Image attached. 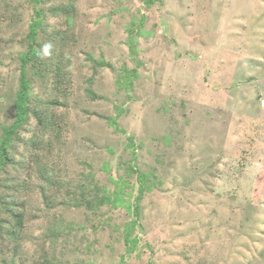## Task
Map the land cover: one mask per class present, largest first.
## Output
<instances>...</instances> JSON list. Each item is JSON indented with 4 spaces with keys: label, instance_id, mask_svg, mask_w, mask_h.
Instances as JSON below:
<instances>
[{
    "label": "rangeland",
    "instance_id": "obj_1",
    "mask_svg": "<svg viewBox=\"0 0 264 264\" xmlns=\"http://www.w3.org/2000/svg\"><path fill=\"white\" fill-rule=\"evenodd\" d=\"M68 1L72 19L51 12ZM33 5L0 0V136L14 121ZM37 8L51 55L41 44L39 64L25 65L29 113L0 169V264H264V0ZM128 163L154 179L129 252L125 206L73 204L79 183L88 199L119 179L132 200L134 174L119 176ZM11 193L23 222L7 242Z\"/></svg>",
    "mask_w": 264,
    "mask_h": 264
},
{
    "label": "trees",
    "instance_id": "obj_2",
    "mask_svg": "<svg viewBox=\"0 0 264 264\" xmlns=\"http://www.w3.org/2000/svg\"><path fill=\"white\" fill-rule=\"evenodd\" d=\"M31 1L34 4L33 9L35 8L34 15L36 18L35 20L31 22L29 31L26 34V43L28 47L27 51L20 54L21 68H20V74H19L20 75L19 76V89L16 94L14 121L8 127H3L2 129L3 132H2V135L0 136V169L3 168L4 165L9 163L10 157L8 156V147L13 140L12 135L16 133V130L18 129V127H20L23 123H25V120L29 113V109L27 106L28 95H29V90H28L29 81L27 77L25 76V73H26L25 65L26 63L30 61V59H34L35 65H38L40 56H41V52L38 49L42 47L41 44L44 46L45 44L51 43V41L41 42V43L37 41L38 36H39L38 27L40 26L42 22L43 13H42V9L40 8L36 9L37 3H39L40 0H31ZM146 1L147 3H150L153 0H146ZM73 9H74L73 3L68 1L67 3L58 4L56 7H52L50 10L51 12H55V13L60 12L61 15H65L67 19L70 20L72 19L71 15L73 13ZM45 67L46 66L44 65L43 69H45ZM56 68H59V67H56ZM46 70H48V66ZM37 71L38 69H36V66H35V72ZM130 74L133 75V73H129L125 76V82L128 84H129L128 78ZM38 120L40 121V119ZM45 125L51 126V123L49 122V120L46 119L42 127H44ZM133 174L137 182V192L133 196L132 200H129L126 198V194L123 190V186L125 184L124 185L120 184L122 181L121 179L115 182L116 187L112 190H109V189L107 190L106 188L99 189L98 187L93 185L91 190L98 193L96 197L90 194V197L88 199L86 198L81 199V197H79L81 193H83L82 192L83 184L81 183H79L78 185L79 188L81 189L79 196L76 193L73 194V197L75 199L73 204H75L76 206L82 205V206H85L87 209H96L100 207V205H103V204L112 205L113 207L123 205L129 210L131 215H135V217H133L132 219H130L128 222L125 223L124 230H123V238H124V241L126 242V250L128 252L132 251L138 242V238L132 235L136 227L137 220L138 218H140V207H139L140 204L139 203L142 199L143 194L146 191H148L150 188H152V185L154 183V179L149 177V173L139 171L131 163H128L127 169L125 168L124 173L122 174L120 173L119 176H131ZM89 176H92V175L89 174ZM11 187H12L11 190H13V193L15 194L16 191H18L16 190L17 188H14L13 186ZM7 188H10V186L8 185ZM13 196L14 195L11 193L10 198L12 197V201L9 202L7 205V206H10L11 208L10 214L12 215V217H11V220H5L7 224L9 223L8 224L9 226H6V232L4 234V236L7 237V242H11L12 240L16 238V235L20 231L22 227V222H23L22 221L23 220L22 207L19 204L14 203L16 198ZM47 228H48V231H46L45 236L48 237V239H52L51 236H53V239H56L57 237L56 231L58 230V224L54 222L53 224H49ZM51 242H54V241H51ZM42 259L43 260L40 261L41 262L40 264L48 263L50 260H52L47 257L44 258V256H42Z\"/></svg>",
    "mask_w": 264,
    "mask_h": 264
},
{
    "label": "clouds",
    "instance_id": "obj_3",
    "mask_svg": "<svg viewBox=\"0 0 264 264\" xmlns=\"http://www.w3.org/2000/svg\"><path fill=\"white\" fill-rule=\"evenodd\" d=\"M51 44H45L44 47H43V52H42V55L44 57H47V56H50L51 55V52H50V49H51Z\"/></svg>",
    "mask_w": 264,
    "mask_h": 264
},
{
    "label": "bare ground",
    "instance_id": "obj_4",
    "mask_svg": "<svg viewBox=\"0 0 264 264\" xmlns=\"http://www.w3.org/2000/svg\"><path fill=\"white\" fill-rule=\"evenodd\" d=\"M81 66V65H80ZM43 81V80H42ZM91 83V82H90Z\"/></svg>",
    "mask_w": 264,
    "mask_h": 264
}]
</instances>
